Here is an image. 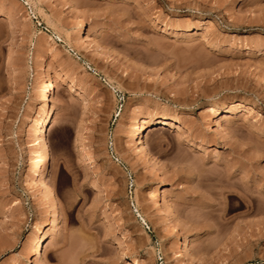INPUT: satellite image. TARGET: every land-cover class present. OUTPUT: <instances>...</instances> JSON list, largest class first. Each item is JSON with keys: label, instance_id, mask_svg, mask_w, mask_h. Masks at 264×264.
<instances>
[{"label": "rangeland", "instance_id": "obj_1", "mask_svg": "<svg viewBox=\"0 0 264 264\" xmlns=\"http://www.w3.org/2000/svg\"><path fill=\"white\" fill-rule=\"evenodd\" d=\"M0 264H264V0H0Z\"/></svg>", "mask_w": 264, "mask_h": 264}, {"label": "bare ground", "instance_id": "obj_2", "mask_svg": "<svg viewBox=\"0 0 264 264\" xmlns=\"http://www.w3.org/2000/svg\"><path fill=\"white\" fill-rule=\"evenodd\" d=\"M80 33H84L83 29L81 28ZM47 91H50V94H47L43 104L42 108L43 110L41 113H39L38 117L34 120L32 123L33 129L36 130V135H35V143L38 146V157L41 161L38 171L36 172L37 176H40L41 179L44 181L45 184V189L47 191V207H48V223L51 225V227L54 230H58L60 228V221H59V211L57 210L56 207V202H55V191L53 187L50 185L49 180H48V173H47V167H46V159H47V154H48V148H47V129L44 127L47 118L52 117L53 121L55 120V112H56V107L51 105V100H52V94H54L55 87L54 84L50 82L49 88ZM221 108H217L216 112L220 113ZM172 118L165 116L159 119L156 123V127L154 129H162L165 127L167 124L172 123ZM148 122L147 119H144L143 123L140 125H137L133 131V129L130 127L129 130H127L126 137L131 138L133 136L136 137V140H138L135 143V146L137 149L142 152L145 156H150V153L148 151V147L145 145V140H144V129L146 128V123ZM81 151L84 153L83 155V160L84 162H93L94 158L92 155L87 153V147L85 145H81ZM153 160V159H152ZM154 161V160H153ZM156 161L154 162V164ZM153 164V166H154ZM156 166V164H155ZM154 166V167H155ZM157 170V169H156ZM155 170V171H156ZM97 188H100V184L97 182L96 183ZM164 191V185L162 179H160L158 186L152 191V196L151 200L154 202H158V199L162 195V192ZM158 211H161V208L158 209ZM177 229L174 228L172 231V234H177ZM42 244H43V237L38 238L33 242V247H32V253L36 254L37 257L42 256Z\"/></svg>", "mask_w": 264, "mask_h": 264}]
</instances>
